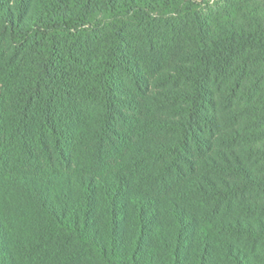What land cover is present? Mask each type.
<instances>
[{
	"label": "trees",
	"instance_id": "16d2710c",
	"mask_svg": "<svg viewBox=\"0 0 264 264\" xmlns=\"http://www.w3.org/2000/svg\"><path fill=\"white\" fill-rule=\"evenodd\" d=\"M0 264H264V0H0Z\"/></svg>",
	"mask_w": 264,
	"mask_h": 264
},
{
	"label": "rangeland",
	"instance_id": "374dc122",
	"mask_svg": "<svg viewBox=\"0 0 264 264\" xmlns=\"http://www.w3.org/2000/svg\"><path fill=\"white\" fill-rule=\"evenodd\" d=\"M204 1H206V0H204ZM210 1H213V0H210Z\"/></svg>",
	"mask_w": 264,
	"mask_h": 264
}]
</instances>
